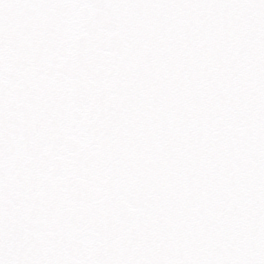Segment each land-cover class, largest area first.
I'll use <instances>...</instances> for the list:
<instances>
[{
	"label": "snow or ice",
	"instance_id": "1",
	"mask_svg": "<svg viewBox=\"0 0 264 264\" xmlns=\"http://www.w3.org/2000/svg\"><path fill=\"white\" fill-rule=\"evenodd\" d=\"M0 264H264V0H0Z\"/></svg>",
	"mask_w": 264,
	"mask_h": 264
}]
</instances>
